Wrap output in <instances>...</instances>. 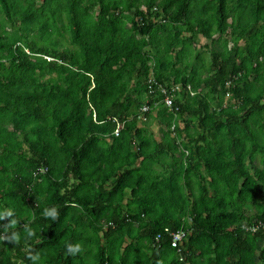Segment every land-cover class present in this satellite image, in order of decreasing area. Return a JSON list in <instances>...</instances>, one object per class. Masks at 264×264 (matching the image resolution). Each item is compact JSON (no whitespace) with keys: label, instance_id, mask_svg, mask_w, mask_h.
I'll return each mask as SVG.
<instances>
[{"label":"trees","instance_id":"16d2710c","mask_svg":"<svg viewBox=\"0 0 264 264\" xmlns=\"http://www.w3.org/2000/svg\"><path fill=\"white\" fill-rule=\"evenodd\" d=\"M40 1L0 0V264H264V0Z\"/></svg>","mask_w":264,"mask_h":264},{"label":"clouds","instance_id":"9594fccd","mask_svg":"<svg viewBox=\"0 0 264 264\" xmlns=\"http://www.w3.org/2000/svg\"><path fill=\"white\" fill-rule=\"evenodd\" d=\"M154 75H153V73H152V70H150V74H149V76L147 77V79H146V82H145V85H146V87H147V92H148V94H147V96L150 98H152L153 96H155V94L152 96V95H150L149 94V91H148V80H149V78H152L153 80H154V77H153ZM154 83H156L158 86H162V87H164L163 86V84H159V83H157L155 80H154ZM172 86H174V85H172ZM164 88H166V87H164ZM157 92V91H156ZM156 106V104L154 105V107ZM144 107H148L149 108V112L148 113H151L152 112V108H151V106L150 105H148V104H144V105H141L140 106V108H139V110H140V113H142V109L144 108ZM145 114H147V113H145ZM93 118H94V115H93ZM140 118H142V116H140ZM115 133H116V131L115 132H113V136L114 137H118L119 136V132H118V135H115ZM5 216H9V215H12V212L11 211H8V212H6L5 214H4ZM44 215L45 216H49V217H52L53 219H55V218H57L58 217V215H59V213H58V211H57V208L56 207H53V208H51V209H48V208H46L45 210H44ZM0 218H2V217H0ZM15 223H16V221L14 220V221H12V225H15ZM262 225H260L259 224V226H252L251 227V232H253V233H255V232H257L258 230H263L262 228ZM30 235H31V232L29 233ZM172 236L174 235V234H171ZM171 235H170V237H171ZM158 237H156V239H157ZM8 239L10 240V241H15V242H18L19 241V235L17 234V233H14L11 237H8ZM158 240V239H157ZM81 250V245L79 244V243H77V244H68V246H67V251H68V253H70V254H73V255H75L76 253H78L79 251ZM31 259L35 262V261H38L39 259H40V256H39V253H37L36 255H32L31 256Z\"/></svg>","mask_w":264,"mask_h":264},{"label":"built area","instance_id":"2783aa9c","mask_svg":"<svg viewBox=\"0 0 264 264\" xmlns=\"http://www.w3.org/2000/svg\"><path fill=\"white\" fill-rule=\"evenodd\" d=\"M148 91L150 95L156 94V91H159L161 95H163V102L166 107L170 108L173 105V94L178 91L177 86H172L170 90H167V88H164L162 86H158L156 83H154V80L152 78H149L148 80ZM142 114L148 113L149 108L144 107L142 110ZM142 120H145L144 116L142 115ZM115 135H118V131H116ZM184 237V233H175L172 236V244L173 246H176L179 241Z\"/></svg>","mask_w":264,"mask_h":264},{"label":"rangeland","instance_id":"374dc122","mask_svg":"<svg viewBox=\"0 0 264 264\" xmlns=\"http://www.w3.org/2000/svg\"><path fill=\"white\" fill-rule=\"evenodd\" d=\"M38 4H41V1L39 0ZM65 39H67V35H65ZM242 44V42H241ZM64 45H67V41L65 40ZM207 46V47H206ZM209 46H211V42L204 40L202 38H198L192 45V48L194 49V55H196V53L200 52L203 56L206 55L207 56V52L209 51ZM194 64H196V66H199V62H195L194 60L191 61ZM154 123V122H153ZM150 129L152 130V132L155 134V136L157 137V139L160 138V132H159V127L154 124L150 127Z\"/></svg>","mask_w":264,"mask_h":264}]
</instances>
